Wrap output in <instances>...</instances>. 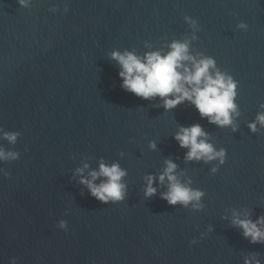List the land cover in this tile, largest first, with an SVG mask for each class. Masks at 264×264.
Instances as JSON below:
<instances>
[{
	"label": "water",
	"instance_id": "water-1",
	"mask_svg": "<svg viewBox=\"0 0 264 264\" xmlns=\"http://www.w3.org/2000/svg\"><path fill=\"white\" fill-rule=\"evenodd\" d=\"M185 15L201 29L191 51L214 57L239 81L236 132L208 124L194 107L165 111L158 98L120 87L111 51L166 52L172 40L191 39ZM240 21L247 31L236 28ZM260 103L264 0H28L27 7L0 0V127L21 133L15 145L0 139L21 153L0 164L10 172L0 173V264L12 257L17 264H243L250 251L264 261V245L221 219L232 207L250 209L253 219L264 214V129L246 127ZM178 123H200L227 150L215 174L211 164L184 162L187 149L172 137ZM100 157L127 169L125 201L101 204L73 179L85 159L96 168ZM167 157L206 192L202 211L143 197L142 177ZM60 219L67 231L56 227Z\"/></svg>",
	"mask_w": 264,
	"mask_h": 264
},
{
	"label": "clouds",
	"instance_id": "clouds-1",
	"mask_svg": "<svg viewBox=\"0 0 264 264\" xmlns=\"http://www.w3.org/2000/svg\"><path fill=\"white\" fill-rule=\"evenodd\" d=\"M22 7H27L28 0H18ZM65 13L68 8L65 7ZM234 15V13H231ZM185 22L193 30L191 39L172 40L168 51L157 49L138 55L135 51L113 50L109 59L118 65V76L121 80L122 90L147 101L159 100L157 107L165 111H172L179 105L194 107L200 119H206L208 124L218 128H230L232 132L238 131L236 121L241 115L238 97L239 81L227 71H222L214 57L197 51H191V42L198 39L197 33L201 30L198 21L185 15ZM236 28L247 31L248 25L244 21L237 23ZM254 119L247 122L246 127L252 134L264 129V103L258 105ZM21 136L19 131H8L0 127V139L15 145ZM211 133L206 131L200 123L189 126L177 124L173 139L181 149H187L183 155L185 163L203 162L211 164L210 173L215 174L227 159V150L223 147L217 149L210 142ZM152 151L158 149L155 140L148 143ZM21 153L17 150H6L0 146V164L18 160ZM120 157L125 153L121 151ZM177 160L180 157L176 158ZM0 173L6 178L10 172L0 168ZM128 171L121 167L118 161L108 163L104 157L98 158L96 168H92L84 160L81 166L73 171V179L87 190L91 197L101 204H118L128 196V183L125 177ZM141 190L147 200L153 196L167 202L170 206H180L192 212L202 211L206 205L204 197L206 192L193 187L189 178H183V170L172 158L163 160V167L155 173H147L143 177ZM160 186L166 191H158ZM83 194V192L81 193ZM68 211H65V215ZM221 219L240 231V234L250 244L264 245V214L253 219L252 211L244 206L240 208H225ZM56 227L67 231L68 223L64 219L57 221ZM214 226L208 225L207 232H213ZM206 235L200 233V238ZM198 240L194 237L189 241L195 245ZM9 264H17L15 257L10 258ZM243 264H264L260 253L250 251L243 255Z\"/></svg>",
	"mask_w": 264,
	"mask_h": 264
}]
</instances>
